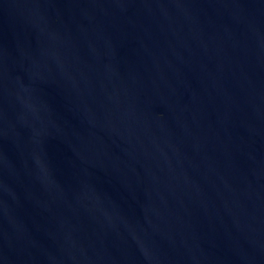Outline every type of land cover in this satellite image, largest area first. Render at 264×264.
I'll list each match as a JSON object with an SVG mask.
<instances>
[{
  "label": "water",
  "instance_id": "1",
  "mask_svg": "<svg viewBox=\"0 0 264 264\" xmlns=\"http://www.w3.org/2000/svg\"><path fill=\"white\" fill-rule=\"evenodd\" d=\"M0 264H264V0H0Z\"/></svg>",
  "mask_w": 264,
  "mask_h": 264
}]
</instances>
